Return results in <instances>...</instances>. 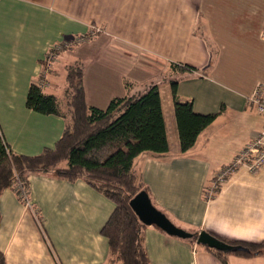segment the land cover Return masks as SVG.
Here are the masks:
<instances>
[{"label": "crops", "instance_id": "crops-1", "mask_svg": "<svg viewBox=\"0 0 264 264\" xmlns=\"http://www.w3.org/2000/svg\"><path fill=\"white\" fill-rule=\"evenodd\" d=\"M263 26L264 0H0L4 139L13 152L35 155L62 137L63 116L27 107L42 62L51 48L62 45L48 60L45 89L66 79L78 61L84 64L87 102L101 109L115 97L159 85L165 121L168 112L171 116L169 150L143 154L138 165L158 209L193 234L208 231L260 242L264 167L252 174L241 166L212 198L208 193L218 171L264 128V115L248 101L255 86L264 83ZM87 34V40L80 37ZM184 64L195 69H178ZM175 81L177 96L191 100L196 113L218 114L188 151L181 150L175 118ZM29 199L31 208L15 189L0 196L5 264L108 262L109 240L102 228L115 204L106 195L86 180L70 181L49 171L30 177ZM144 235L152 264H264V253L234 251L222 258L196 238L171 236L155 225H148Z\"/></svg>", "mask_w": 264, "mask_h": 264}, {"label": "trees", "instance_id": "trees-1", "mask_svg": "<svg viewBox=\"0 0 264 264\" xmlns=\"http://www.w3.org/2000/svg\"><path fill=\"white\" fill-rule=\"evenodd\" d=\"M89 35H83L84 40ZM51 53H55V48L49 50L42 62V74L30 85L27 107L42 114L63 116L64 132L55 147L24 155L11 150L0 128V196L6 189H15L19 194L21 185L29 194L30 177L49 171L70 181L86 180L115 204L102 228L110 246L105 264H152L145 246L144 230L148 225L141 222L131 200L140 191H147L137 157L147 153L161 155L169 150L159 85L152 84L138 94L115 97L106 109H101L87 102L84 64L78 61L68 68L62 105L56 95L47 93L41 85L48 60L55 57ZM178 67L182 71L195 69L186 64ZM176 83L173 84L175 118L181 150L188 151L218 114L196 113L191 100L177 96ZM210 233L239 246L237 253L249 256L264 253V240H232ZM193 238L197 241V237ZM199 246L222 258L228 254L207 245ZM0 264H5L1 250Z\"/></svg>", "mask_w": 264, "mask_h": 264}, {"label": "built area", "instance_id": "built-area-1", "mask_svg": "<svg viewBox=\"0 0 264 264\" xmlns=\"http://www.w3.org/2000/svg\"><path fill=\"white\" fill-rule=\"evenodd\" d=\"M96 31H100V28L96 29ZM261 36L264 39V26L261 31ZM82 38L84 40V37ZM51 60L52 58L49 59V61ZM248 101L257 113L264 115V83L259 82L255 86L251 95L248 97ZM241 166H245L252 174L259 173L264 167V128L234 157L230 164L222 167L218 171L216 179L212 181L210 186L209 198H212L218 185L229 174ZM18 188L20 189L19 196L25 201L28 207H33L29 199L28 190L22 185Z\"/></svg>", "mask_w": 264, "mask_h": 264}, {"label": "water", "instance_id": "water-1", "mask_svg": "<svg viewBox=\"0 0 264 264\" xmlns=\"http://www.w3.org/2000/svg\"><path fill=\"white\" fill-rule=\"evenodd\" d=\"M131 205L142 223L145 225H155L171 236L183 239L197 237V242L199 244L216 248L225 253L241 249L239 246H234L220 240L208 231L193 234L192 232L178 227L163 211L153 204L151 197L146 190H142L135 195L131 200Z\"/></svg>", "mask_w": 264, "mask_h": 264}, {"label": "rangeland", "instance_id": "rangeland-1", "mask_svg": "<svg viewBox=\"0 0 264 264\" xmlns=\"http://www.w3.org/2000/svg\"><path fill=\"white\" fill-rule=\"evenodd\" d=\"M61 49H62V45L61 46H58V47H56L55 48V53L53 54V53H51V55H52V57H54L58 52H60L61 51ZM50 55V56H51ZM46 69H48V65H47V68ZM63 69H65V66L64 67H60V70H61V72L62 73H64L63 72ZM67 70V69H66ZM66 72V71H65ZM41 85H42V83H41ZM43 86V85H42ZM65 86H66V79H65V76L64 77H62V79H59V80H57V81H55V83H53L52 84V86L51 85H49V87H47L46 89H45V91L46 92H53V93H55L56 95H57V97H58V101H60V100H62L63 98H64V89H65ZM170 115H169V112H168V114L166 115V122H167V124L169 125V119H170ZM230 126H234V121H232L231 123H230ZM170 127V126H169ZM232 138H234V137H232ZM142 157H143V154H141L140 156H138L137 157V159H136V163H137V165H141V160H142ZM172 219V218H171ZM176 224V223H175ZM177 225V224H176ZM179 227V226H178ZM181 228V227H180ZM183 229V228H182Z\"/></svg>", "mask_w": 264, "mask_h": 264}]
</instances>
